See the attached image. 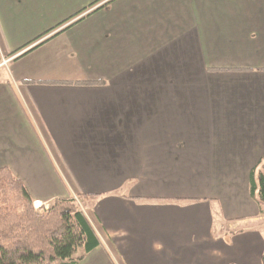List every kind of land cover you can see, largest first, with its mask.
<instances>
[{
    "label": "crops",
    "instance_id": "0c3cea01",
    "mask_svg": "<svg viewBox=\"0 0 264 264\" xmlns=\"http://www.w3.org/2000/svg\"><path fill=\"white\" fill-rule=\"evenodd\" d=\"M262 158L264 0H0V168L86 195L78 264H264Z\"/></svg>",
    "mask_w": 264,
    "mask_h": 264
},
{
    "label": "trees",
    "instance_id": "16d2710c",
    "mask_svg": "<svg viewBox=\"0 0 264 264\" xmlns=\"http://www.w3.org/2000/svg\"><path fill=\"white\" fill-rule=\"evenodd\" d=\"M0 186L10 194L8 204H0V264H78L101 245L76 200L55 198L49 209H34L25 184L8 167L0 168ZM250 193L264 213V158L252 169Z\"/></svg>",
    "mask_w": 264,
    "mask_h": 264
},
{
    "label": "rangeland",
    "instance_id": "374dc122",
    "mask_svg": "<svg viewBox=\"0 0 264 264\" xmlns=\"http://www.w3.org/2000/svg\"><path fill=\"white\" fill-rule=\"evenodd\" d=\"M48 16V12L44 11L42 12V17H44V19H42V21L47 20ZM8 189V188H7ZM2 190L1 186H0V204H8L5 197H9V189L8 190ZM33 199V198H32ZM55 199V198H54ZM54 199L52 200H41L44 202V204H41V206L37 207L35 206V202L37 201V199H33L32 205L34 207V209H49L52 206V203L54 202ZM72 199L76 200L77 203L79 204L80 208L85 212V209L89 206V203L87 202L86 199H83L82 197L80 199H77L75 197H72Z\"/></svg>",
    "mask_w": 264,
    "mask_h": 264
},
{
    "label": "built area",
    "instance_id": "2783aa9c",
    "mask_svg": "<svg viewBox=\"0 0 264 264\" xmlns=\"http://www.w3.org/2000/svg\"><path fill=\"white\" fill-rule=\"evenodd\" d=\"M34 204H35V206L39 207V206H41V204H44V202L41 200H37Z\"/></svg>",
    "mask_w": 264,
    "mask_h": 264
}]
</instances>
